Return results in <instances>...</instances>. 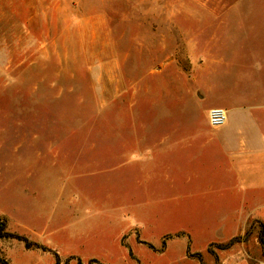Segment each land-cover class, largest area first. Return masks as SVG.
Here are the masks:
<instances>
[{
	"label": "rangeland",
	"instance_id": "374dc122",
	"mask_svg": "<svg viewBox=\"0 0 264 264\" xmlns=\"http://www.w3.org/2000/svg\"><path fill=\"white\" fill-rule=\"evenodd\" d=\"M215 106L264 129V0H0V225L59 255L3 236L0 264L264 262V220L222 249V215L176 206L210 145L171 132ZM171 136L157 159L187 168L145 172L140 148ZM240 188L237 218L261 213Z\"/></svg>",
	"mask_w": 264,
	"mask_h": 264
},
{
	"label": "crops",
	"instance_id": "0c3cea01",
	"mask_svg": "<svg viewBox=\"0 0 264 264\" xmlns=\"http://www.w3.org/2000/svg\"><path fill=\"white\" fill-rule=\"evenodd\" d=\"M171 133L186 134L188 138L201 141L205 145H210L208 149H204L205 156L210 159L204 162L206 163L204 164V169L207 174H200L199 178L192 179L194 180L193 185L196 184V187L193 185L189 186L190 179L186 178L189 182H186L187 185L183 186L184 188L187 187L188 192L182 195V201L181 197L177 196L176 203L178 208L197 209L203 213L208 212L222 215L218 220L215 219L210 224L215 223L220 227H224V232L229 237L222 239L219 237V239L215 240L210 239L207 245L216 240L226 241L243 234L252 219L264 220V210L261 213H256L254 208H250L245 213L244 218H237V215H241L242 211L239 207H242L243 201L241 199L244 195L243 192L246 191V189L240 188L243 183H256L260 187L258 189H264V129L259 124L254 122L250 125H243L234 122V124H225L217 127L210 125L190 127L183 131L176 129ZM179 138L180 136L166 137L153 147L140 148L142 162L146 166L145 172L149 170L148 166H161L166 163L168 165L171 164L174 169L177 168L179 172H182L183 168H187L185 164L179 162H168L167 160L163 162L157 159L159 155L163 154L165 146L172 143V140L178 141L175 144L179 143ZM169 140L170 142H167ZM254 155L256 156L254 159L246 158ZM152 178H154L152 175L147 174V182L152 181ZM181 181H184V177L177 176V178L170 180L174 193H176V187L179 189ZM234 203L237 205L236 208L233 207ZM231 225L234 227L227 232L228 227ZM237 246L238 244L236 243L229 249L235 250ZM187 256L190 259L198 260L189 253ZM220 257V264H243L246 258L250 261V264H256L252 256L247 257L243 254L234 253L227 255V253H224ZM133 258H136L135 255H133ZM198 261L200 264H203L200 260ZM208 262H212V260Z\"/></svg>",
	"mask_w": 264,
	"mask_h": 264
},
{
	"label": "trees",
	"instance_id": "16d2710c",
	"mask_svg": "<svg viewBox=\"0 0 264 264\" xmlns=\"http://www.w3.org/2000/svg\"><path fill=\"white\" fill-rule=\"evenodd\" d=\"M3 230H4L3 225H0V237H3V236L14 237V238H17V239H19L21 241H24L27 248L40 247L43 250L52 251L55 254V256H56V263L59 262V255H58V253L55 252V251H53L52 249H49L47 246L40 245V244H38V243H36L34 241H31L27 236L20 235V234H15V233H5ZM240 239H241V236H235V237L231 238L230 240H228L225 243H219L218 246L220 248H222V249L229 248L232 245H234L236 242L240 241ZM260 240L262 242L264 241V231H263V229H261ZM208 250H210V247H209ZM192 256L198 257L200 260H202V255L199 252L192 253ZM92 261L97 262L96 259H92ZM4 262L6 263V261H4ZM99 264H102V263H99Z\"/></svg>",
	"mask_w": 264,
	"mask_h": 264
},
{
	"label": "built area",
	"instance_id": "2783aa9c",
	"mask_svg": "<svg viewBox=\"0 0 264 264\" xmlns=\"http://www.w3.org/2000/svg\"><path fill=\"white\" fill-rule=\"evenodd\" d=\"M228 121V110L221 106H215L209 109V122L212 126H223ZM258 264H264L259 262Z\"/></svg>",
	"mask_w": 264,
	"mask_h": 264
}]
</instances>
